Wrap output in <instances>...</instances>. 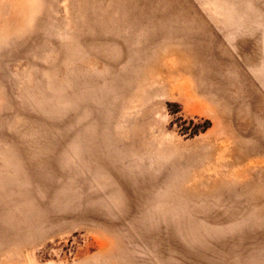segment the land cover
Wrapping results in <instances>:
<instances>
[{
	"label": "rangeland",
	"instance_id": "1",
	"mask_svg": "<svg viewBox=\"0 0 264 264\" xmlns=\"http://www.w3.org/2000/svg\"><path fill=\"white\" fill-rule=\"evenodd\" d=\"M0 264H264V0H0Z\"/></svg>",
	"mask_w": 264,
	"mask_h": 264
}]
</instances>
